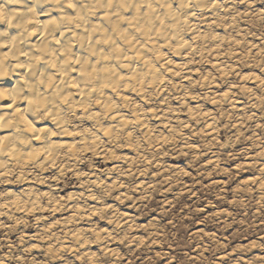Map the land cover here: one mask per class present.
Returning a JSON list of instances; mask_svg holds the SVG:
<instances>
[{
    "label": "clouds",
    "instance_id": "obj_1",
    "mask_svg": "<svg viewBox=\"0 0 264 264\" xmlns=\"http://www.w3.org/2000/svg\"><path fill=\"white\" fill-rule=\"evenodd\" d=\"M0 264H264V0H0Z\"/></svg>",
    "mask_w": 264,
    "mask_h": 264
}]
</instances>
